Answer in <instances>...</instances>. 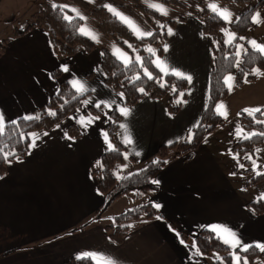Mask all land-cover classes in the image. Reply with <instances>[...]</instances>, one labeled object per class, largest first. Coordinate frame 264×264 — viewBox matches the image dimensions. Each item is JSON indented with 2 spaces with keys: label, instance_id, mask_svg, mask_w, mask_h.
I'll use <instances>...</instances> for the list:
<instances>
[{
  "label": "crops",
  "instance_id": "obj_1",
  "mask_svg": "<svg viewBox=\"0 0 264 264\" xmlns=\"http://www.w3.org/2000/svg\"><path fill=\"white\" fill-rule=\"evenodd\" d=\"M178 1L181 9H171V22L166 23L165 37L159 40L161 53L152 58L192 77L190 84L186 80L184 102L174 114L168 112L165 99L149 95L125 105L121 93L104 82L102 49L96 46L89 52L77 46L73 55L64 58L54 51L43 28H31L21 35L11 30L10 36L3 38L6 45L0 54V116L4 124L36 117L57 91L60 80L75 91L73 81H79L87 90L81 110L73 111L47 131L32 132L23 158L6 164L0 177V264H64L78 258L97 264L91 254L110 258L115 264H209L220 255H194L193 243L178 234L193 238L202 229L229 240L232 238L228 234L233 233L240 246L225 244L231 250L264 245V213L256 214L247 207L253 199L243 186L246 175L226 161L220 136L215 135L217 128L185 155L168 152L164 167L153 177L156 190L143 197L159 205L154 208L160 216L127 223V233L120 243H115L105 230L123 207L138 202L131 195H123L105 206V196L97 186L98 175L91 171L100 169V156L111 149L104 131L108 113L120 114L115 135L126 146L113 171L116 178L117 174L122 177L145 166L158 146L186 139L207 106L212 47L217 38L216 34L203 32L199 16L202 7L212 12L208 5L214 1L221 9L229 10L231 22L224 21L220 30L222 41L227 43V34H234L228 25L258 2L193 0L195 4L189 5ZM257 14L260 23H253ZM251 20L254 25L235 43V53L242 46L240 56L247 47L252 48L249 41L264 45V9L254 10ZM168 29L173 34L169 35ZM237 69L235 64L234 73L226 76L235 77ZM55 70L60 73L59 79L53 77ZM97 103L101 104L99 114L84 111ZM105 103L110 107H104ZM218 103H223L228 113L227 119L219 115L224 121L230 117L237 120L246 108H264V76L253 75L252 80L239 86L234 81L232 91L214 104V111ZM121 107L131 110L127 117L121 115ZM70 124L77 127L79 136L68 134ZM122 124L127 126L126 131L120 127ZM125 136L132 143H125ZM251 264H264V259Z\"/></svg>",
  "mask_w": 264,
  "mask_h": 264
},
{
  "label": "trees",
  "instance_id": "obj_2",
  "mask_svg": "<svg viewBox=\"0 0 264 264\" xmlns=\"http://www.w3.org/2000/svg\"><path fill=\"white\" fill-rule=\"evenodd\" d=\"M167 3L181 5L178 0H162ZM237 4L250 3L251 0H228ZM86 6V5H84ZM263 1L258 0L254 5L242 12L238 18L228 25V28L234 33L235 40L231 44L224 43L221 39L220 30L225 26V22L215 13L208 11L202 7L199 16L202 19L203 32L207 34H216V42L212 47V64L209 72V93L208 102L205 110L201 115L198 126H195L189 132L186 139L179 142H173L168 145H160L155 151L154 158L145 164L142 168L122 176V179H117L113 171L117 168L123 157V152L126 146L123 145L115 135V128L120 118L117 111L108 113L107 121L104 125V131L111 142V149L104 152L100 156V169H93L92 173L98 175L97 186L99 191L105 196V206L109 205L113 200L123 195H131L133 201H138L124 212L113 216L112 224L106 225L105 230L109 233V237L115 242L120 243L127 233V223L138 220L140 217L151 218L152 216H160L152 203L143 200V197L151 191L156 190L153 182V177L161 171L165 165L167 154L173 150L175 156L185 155L186 153L196 149L202 142L204 136L213 131L216 126L222 125V119L214 111V104L223 99L228 92L224 85V77L233 72L236 64L235 43L239 37L243 35L247 29L254 24L251 20V15L254 10L261 9ZM144 11H151L153 15H159L152 11L142 8ZM94 19L96 20L97 29L104 35L113 38L116 42L128 46L123 43L125 39L131 48H135L140 52V57L144 61V66L152 73L153 79H148L143 75V68L140 64L132 61L129 67H125L115 56L108 51L102 49L100 68L104 74V82L106 85L123 94L124 104L132 105L137 100L145 95L157 99H165L166 108L170 114L177 111L181 103L177 100H183L185 96L186 80L178 78L174 75L163 76L159 69L156 68L153 61V56L150 53H145L141 47L145 42L157 43L165 37L163 30L154 29L153 35L143 39L135 38L130 31L119 22L113 15L107 13L103 9L91 10ZM68 15L72 16L69 12ZM74 17V16H73ZM169 23L171 21H168ZM81 20L75 19L72 24L62 19V14L59 9L53 10L52 6L44 4L40 9L30 16V21L22 29H15L16 35L24 34L31 28H43L48 34L49 41L54 51L64 58L73 55L75 48L80 46L83 51L89 52L93 48V42L89 38L79 32ZM5 41L0 40V54L5 48ZM161 53V48L158 47L156 54ZM240 65L235 73V85L239 86L245 81L244 72H251L253 68L260 70L264 69V56L252 48L247 47L246 51L240 56ZM53 77L60 78V73L55 70ZM139 75L140 79L135 77ZM89 76V75H88ZM253 79V75H249L247 80ZM161 83L164 84L161 87ZM140 88L144 92L139 91ZM175 88V91H173ZM181 93L184 95L181 97ZM84 94L77 93L68 82L60 80L57 91L51 95L44 109H42L33 119L25 117L18 118L12 122L4 124V135L0 136V177L4 174L6 164L8 162L23 158L27 146L29 144L30 135L37 130L47 131L65 119L75 110H81V100ZM85 112L91 114H99L100 110L97 107H87ZM54 112L55 116L50 115ZM257 119L264 120V116L257 114ZM238 121L243 128L255 129L257 133L264 132V124H256L252 122V118L243 112H239ZM68 134L71 137L80 135L79 130L73 124L68 126ZM264 142V136L256 135L251 139H243L234 143L232 150L237 153L251 152L252 147ZM3 153H9L7 160L3 158ZM155 161V163H154ZM264 172V169L260 170ZM264 179V175H255L250 182H245L244 186L249 183H256ZM247 207L251 208L256 214L264 213V199L250 201ZM184 241H189L188 237L182 233H178ZM195 242L196 248L199 249L203 256L210 254L220 255V259L211 261L209 264H230V259L233 254L247 259L251 262L253 258L264 259V252L258 250L255 246L247 247V251L231 250L210 230L202 229L195 237L191 239ZM64 264H93L88 258L70 259Z\"/></svg>",
  "mask_w": 264,
  "mask_h": 264
},
{
  "label": "rangeland",
  "instance_id": "obj_3",
  "mask_svg": "<svg viewBox=\"0 0 264 264\" xmlns=\"http://www.w3.org/2000/svg\"><path fill=\"white\" fill-rule=\"evenodd\" d=\"M151 3L163 5L165 9H167V15H161L155 9L149 8L146 0H93V2L89 3V0H0V40H4L5 36H10L11 30L21 29L25 27L30 21V16L32 13L38 11L42 5L47 4L52 6L54 3L57 5L66 4L75 9H77L86 19L81 20V27H85L89 29L91 32L95 33L97 39H92L88 35H85L93 42V46H96L100 49H104L108 51L110 54L115 56L120 62L121 59L118 58V53L116 50H119L120 53H125L127 56L133 61L136 56H140V52L135 48H131L129 43L123 40L128 48H124L119 42H116L113 38L102 34L96 26V20L94 19L91 10L92 9H103L107 13L111 14L104 5H111L116 8L119 12L124 14L125 16L131 18L143 31L145 32H153L154 29L164 30V27L161 28L160 25H166L168 23V19H170V11L174 9L176 11H180L181 7L176 4L167 3L162 0H150ZM185 4H195L193 0H183ZM214 3V1H213ZM216 4V2H215ZM86 5V6H84ZM137 5L145 8L147 10H152L156 12L159 17L153 15L151 11H144L137 7ZM264 6L262 7V10ZM72 16H75L74 13L69 12ZM112 15V14H111ZM116 18V17H115ZM117 19V18H116ZM118 20V19H117ZM119 21V20H118ZM120 22V21H119ZM123 24V23H122ZM124 25V24H123ZM126 26V25H125ZM129 30V28L126 26ZM130 31V30H129ZM130 33L137 38L131 31ZM143 51L145 53H149L146 51L147 48L151 47L157 52L159 46V41L157 43H147L145 42L142 46ZM234 73V72H231ZM246 114V113H245ZM247 115V114H246ZM248 116V115H247ZM239 118V114H238ZM222 119V125H218L215 128V135H219V142L222 144L223 148H225V156L226 161L234 168L239 169L238 171L242 175H246V182H250L251 179L256 175V171L260 172L261 169L259 167H263L264 169V142L261 144H257L252 147L251 152L245 153H237L232 150V146L234 143L241 141L243 139L238 138L236 135L237 129L242 128L245 132L251 133L256 132L255 129H246L243 128L238 119L236 117L233 119L230 117L227 121ZM231 142V143H230ZM251 156V160L247 159V157ZM255 161L256 171H253V163ZM240 165H243L241 167ZM245 169V170H244ZM245 184V183H244ZM243 184V186H244ZM249 194V198L253 199V201L260 199L262 195H264V179L256 182L249 183L248 186H245ZM248 198V197H247ZM130 204H133L130 202ZM128 207H123V212L127 210ZM191 241L192 238H189ZM241 258V257H240ZM247 260L245 258H241V261ZM258 258H253L251 262L247 261L248 264L253 263ZM213 261V260H212ZM211 262V261H210Z\"/></svg>",
  "mask_w": 264,
  "mask_h": 264
},
{
  "label": "snow or ice",
  "instance_id": "obj_4",
  "mask_svg": "<svg viewBox=\"0 0 264 264\" xmlns=\"http://www.w3.org/2000/svg\"><path fill=\"white\" fill-rule=\"evenodd\" d=\"M93 2V0H89V3ZM146 3H148V7L149 8H152V9H155L157 12H159L161 15H167L168 12H167V9H165L163 7V5H159V4H154V3H151L150 0H146ZM104 7L114 16L116 17L121 23H123L124 25H126L129 30L137 37V39H143L145 37H150L153 35V33L151 32H145L143 31L131 18L125 16L124 14H122L121 12H119L116 8H114L113 6L111 5H104ZM208 7L212 10L213 13H215L217 16H219L221 19H223L225 22H231V19H232V16H231V13L229 12L228 9H221L217 4L215 3H211L208 5ZM52 8L53 10H57L59 9L60 13L62 14V19L66 22H68L69 24H72L73 23V20L74 18L75 19H79V20H84L86 19L77 9L69 6V5H66V4H62V5H57V4H53L52 5ZM67 12H72L75 14V16H70L67 14ZM253 20V23H260V17H259V14H257L256 16H254L252 18ZM161 28L164 27V25H160ZM79 32L83 35H88L90 38L92 39H97V36L95 33L91 32L89 29H86L85 27H80L79 29ZM168 34L171 35L173 34L172 33V30L171 29H168ZM228 40H227V43L231 44L233 40H235V36L234 34H231V33H228ZM243 39V38H241ZM249 44L251 45L252 49L256 52H259L261 54V56H264V45H259L256 43V41H249ZM131 47V46H129ZM242 48V46H238L237 47V51L235 53V55L237 57L240 56L241 52H240V49ZM117 53H118V58L121 59L122 63L124 64V66L127 68L129 67L131 64H132V60L127 56V54L125 53H120L119 50H116ZM147 52H149L152 56H155L156 55V52L154 49H152L151 47L147 48L146 49ZM164 51L167 52L168 51V47L167 45L164 46ZM151 63H154L156 68L159 69L160 73L163 74V76H167V75H174L178 78H181V79H184V80H187L188 83L190 84L192 82V77L188 74H185V73H182V72H179L178 70L176 69H171L169 68L168 64L163 61V60H160L159 58H157L155 61H150ZM135 63L137 64H140L141 67L143 68V75L146 76L148 79H153V75L151 72L148 71L147 67L144 66V61L143 59L140 57V56H136L135 57ZM241 61L240 60H237L236 61V66L238 67L240 65ZM64 71H67V68L65 67L63 69ZM244 77H245V83L248 82L247 80V77L249 75H254L256 76L257 78L261 77V76H264V72H262L260 69L258 68H253L251 70V72H244L243 73ZM135 79L139 80L140 79V76L137 75L135 77ZM234 81H235V77L233 75H228L226 77H224V80H223V83L224 85L227 87L228 91L231 92L233 87H234ZM164 84L161 83V87H163ZM73 87L76 89V91L80 94H83L87 89L85 88V85L80 83L79 81H73ZM139 91L141 93L144 92V89L143 88H140ZM173 91H175V88H173ZM121 97L123 96V94L121 93L120 94ZM181 97L184 95L183 93L180 94ZM184 101L183 100H177V103H183ZM87 103V102H86ZM96 107L97 108H100L101 107V104L100 103H97L96 104ZM104 107H110L109 104L105 103L104 104ZM119 111L121 113V115H123L124 117H127L129 114H130V109H128L127 107H121L119 108ZM215 112L217 115H220V116H223L225 119H227V111H226V108H225V105L223 103H218L216 104L215 106ZM243 112L246 113L248 116H250L252 118V122L253 123H256V124H264V120H261V119H257V114H259L260 116H264V108H261V107H255V108H246V109H243ZM50 115L52 116H55V113L54 112H50L49 113ZM26 119H33V117H26ZM81 123H83V121H81ZM88 123H91V120L88 121ZM198 126V125H197ZM120 127L122 129H124L125 131L127 130V126L126 125H120ZM191 132V130H190ZM4 135V122H3V117L0 116V136H3ZM46 135V133H45ZM236 135L238 138H241V139H251L253 136H256V135H262L264 136V132H260V133H257V132H251V133H248V132H245L244 129L242 128H238L237 129V132H236ZM70 139V138H69ZM105 139L107 141V134H105ZM125 143L127 144H130L132 143L131 141V138L129 136H125V140H124ZM32 146L34 147L35 146V142L33 141V144ZM109 148H111V144H109ZM0 152H2V149H0ZM137 155H139V153H136ZM8 155L9 153H3V158L5 160H7L8 158ZM125 159H127V156H125ZM247 159H252L251 156L247 157ZM155 163V161H154ZM253 163V171H256V168L258 167L255 163V161H252ZM241 167H243V165H240ZM256 174L257 175H264V172H258L256 171ZM117 179H122V177H120L118 174H117ZM156 183V182H154ZM260 199H264V195H262L260 197ZM154 207L156 208H159V205H153ZM157 219H161V217H157ZM214 232L217 231V229H212ZM224 231H227V230H224ZM232 239L229 240V239H226V238H223V237H219L222 239L223 243L226 244V245H230L231 247H238L240 246V242L239 240H236L235 239V235L233 233H229L228 234ZM183 243V241H181ZM192 247L195 249V252H194V255H202V253H200L199 249L196 248V245H195V242L193 243ZM256 247H258L262 252H264V245H256ZM243 251H247V247H243L242 248ZM88 255V254H86ZM92 258L96 260L97 264H115L114 261H112L110 258H106V257H103V256H97L96 254H91ZM217 259H220L219 257H217ZM233 264H248L247 260H244L243 262L241 261V258L240 256L238 255H235L233 254Z\"/></svg>",
  "mask_w": 264,
  "mask_h": 264
}]
</instances>
